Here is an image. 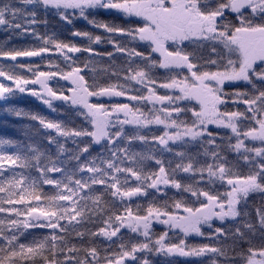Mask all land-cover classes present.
I'll use <instances>...</instances> for the list:
<instances>
[{
	"label": "snow or ice",
	"instance_id": "1",
	"mask_svg": "<svg viewBox=\"0 0 264 264\" xmlns=\"http://www.w3.org/2000/svg\"><path fill=\"white\" fill-rule=\"evenodd\" d=\"M0 30L2 111L34 122L0 139V264H264V0H0Z\"/></svg>",
	"mask_w": 264,
	"mask_h": 264
},
{
	"label": "trees",
	"instance_id": "2",
	"mask_svg": "<svg viewBox=\"0 0 264 264\" xmlns=\"http://www.w3.org/2000/svg\"><path fill=\"white\" fill-rule=\"evenodd\" d=\"M97 19L109 21V22L113 21L112 17H108L104 15L97 16ZM115 22L119 23L120 21L116 20ZM76 27L80 28L81 30H87V31L93 32L95 34L102 33V30L93 28L91 25H88L83 20L77 21ZM38 30L41 34L47 33L49 35H54L57 39L63 40L65 42H72V43H76L77 45H87L88 43L86 39H81L79 37L71 36L69 26H66L63 22L59 21L58 17H49V22H48L47 27L41 24L39 25ZM6 37H7V34L3 32L2 30H0V41L5 40ZM13 45L18 48H31V47L39 46V42L30 37H26L23 39L17 38L11 41L9 47ZM94 47H97L98 50H104V49L111 50L110 45H101V46H94ZM76 55L80 56L81 59H84L87 56V54H83V55L76 54ZM18 59L20 60V62H28L29 60L33 62H38V58H18ZM10 63H11L10 61L0 60V66L7 67ZM100 63L103 66H107L108 61L105 59L104 61ZM114 63L118 66L122 63V61H120V59L117 58V60ZM158 74L163 76V70H160ZM64 83L65 82L61 81V84H64ZM11 103H14L17 107L22 108L25 111H30V110L37 111L49 119H58V120L66 119V117L64 116H59L56 113H52L50 110L46 108V106H43L38 101H35L34 98L18 99ZM55 103L59 105L61 102L56 101ZM4 107H5L4 102L0 101V139H11L15 141L25 140L26 138L23 134L24 126L33 124L34 122H31L27 117H16L13 114L6 113L2 111ZM28 136L37 142H43V137L35 135L34 129L29 130ZM66 146L68 148L73 147L71 141H68ZM98 150L99 149L97 148L96 151ZM136 150L138 151L142 150L141 146L137 145ZM0 151H6V152L11 153L15 151V149L9 145H4V146H0ZM95 154L96 152L94 151L93 155ZM167 158L171 159V157H167ZM169 194L171 195V193ZM133 201L135 204H140L141 206H145L146 204V201L143 199L133 198ZM259 202H260L259 196L250 198V205L259 204ZM216 223L218 224L219 222H216ZM155 230L157 232L162 231L163 226L156 225ZM202 242H207V241H203L202 238H199V237L189 238V243L191 244H199ZM228 243L231 244V241H229ZM98 246L104 247L106 245H98ZM153 259L155 260V264H165L163 257H154ZM183 259L185 258H177L178 261L183 260Z\"/></svg>",
	"mask_w": 264,
	"mask_h": 264
}]
</instances>
